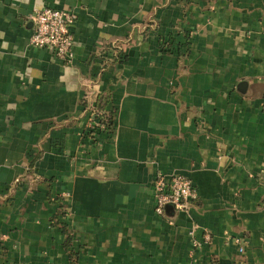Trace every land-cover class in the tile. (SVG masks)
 Listing matches in <instances>:
<instances>
[{"label":"crops","instance_id":"0c3cea01","mask_svg":"<svg viewBox=\"0 0 264 264\" xmlns=\"http://www.w3.org/2000/svg\"><path fill=\"white\" fill-rule=\"evenodd\" d=\"M43 6L71 65L29 44ZM159 173L198 198L157 214ZM0 264H264V0H0Z\"/></svg>","mask_w":264,"mask_h":264},{"label":"built area","instance_id":"2783aa9c","mask_svg":"<svg viewBox=\"0 0 264 264\" xmlns=\"http://www.w3.org/2000/svg\"><path fill=\"white\" fill-rule=\"evenodd\" d=\"M77 12L73 8H58L43 6L34 9L29 15L33 30L29 37V44L32 47L46 48L53 57L71 65L74 58L73 26L77 21ZM98 91L93 85H88L83 96L86 112L85 132L97 135L93 130L98 124V110L96 99ZM103 133H107L105 130ZM108 134V133H107ZM154 211L163 214L167 206L178 210H186L191 203L198 198V189L192 181L180 174H157L152 185ZM211 240V234L205 232L202 241H194L195 246ZM239 245L238 250L243 251L241 241L236 239Z\"/></svg>","mask_w":264,"mask_h":264},{"label":"trees","instance_id":"16d2710c","mask_svg":"<svg viewBox=\"0 0 264 264\" xmlns=\"http://www.w3.org/2000/svg\"><path fill=\"white\" fill-rule=\"evenodd\" d=\"M106 104H107L106 95L99 93L96 99V108L99 112L98 124H103L104 128L101 129L100 126L96 125L95 128L93 129L96 132V134L103 133L104 130L107 133H111L113 130L114 112L113 110H108L106 108ZM59 224L64 230L65 229L64 224H62V222Z\"/></svg>","mask_w":264,"mask_h":264}]
</instances>
